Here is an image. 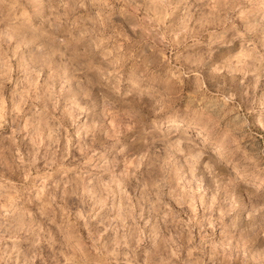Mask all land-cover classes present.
<instances>
[{
	"label": "rangeland",
	"instance_id": "1",
	"mask_svg": "<svg viewBox=\"0 0 264 264\" xmlns=\"http://www.w3.org/2000/svg\"><path fill=\"white\" fill-rule=\"evenodd\" d=\"M0 264H264V0H0Z\"/></svg>",
	"mask_w": 264,
	"mask_h": 264
},
{
	"label": "clouds",
	"instance_id": "2",
	"mask_svg": "<svg viewBox=\"0 0 264 264\" xmlns=\"http://www.w3.org/2000/svg\"><path fill=\"white\" fill-rule=\"evenodd\" d=\"M222 70H223V69H222V68H219V67H214V68H213V71H222ZM218 87H219V85H218ZM233 99H234V96H233V95H229V96H227V97H219V100L225 102V104H226L227 102H230V101L233 100Z\"/></svg>",
	"mask_w": 264,
	"mask_h": 264
}]
</instances>
